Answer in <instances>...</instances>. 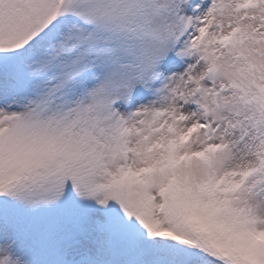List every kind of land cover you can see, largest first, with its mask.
Returning a JSON list of instances; mask_svg holds the SVG:
<instances>
[{
    "label": "snow or ice",
    "instance_id": "1",
    "mask_svg": "<svg viewBox=\"0 0 264 264\" xmlns=\"http://www.w3.org/2000/svg\"><path fill=\"white\" fill-rule=\"evenodd\" d=\"M0 264H264V0H0Z\"/></svg>",
    "mask_w": 264,
    "mask_h": 264
}]
</instances>
